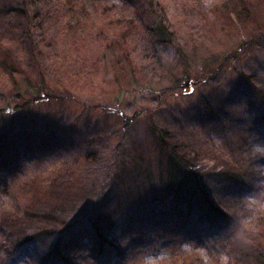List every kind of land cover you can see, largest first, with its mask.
I'll return each instance as SVG.
<instances>
[{"label":"rangeland","instance_id":"374dc122","mask_svg":"<svg viewBox=\"0 0 264 264\" xmlns=\"http://www.w3.org/2000/svg\"><path fill=\"white\" fill-rule=\"evenodd\" d=\"M250 1L252 18L238 19L240 11L229 7L230 0H155L179 46L200 66L195 72L207 79L205 85L197 83L194 75L182 82L185 68L176 51L153 46L142 3L31 0L28 20L12 18L7 24L0 20V45L11 48L29 74V80L19 74L13 78L0 68V264H38L55 237L24 246L18 242L21 235L75 219L58 206L53 182L75 180L69 190L73 196L79 187L97 186L107 168L101 157H112V152L127 157L133 166L141 163L154 171L164 150L157 134L163 131L170 148L196 159L193 163L202 169L215 168L221 164L218 158L239 152L235 144L243 140L246 154L260 158L252 165L255 174L246 177L248 181L253 177L252 189L237 196L218 192L216 201L228 218L217 229L208 228L202 241L188 239L170 249L151 242L163 234V227L134 220L142 198L131 199L120 187L102 208V228L107 240L124 252L96 262L95 253L82 246L67 251L69 260L73 264H254L252 255L264 251V136L256 95L264 88V41L243 50L237 60L231 58L239 45L264 34V0ZM28 23L31 44H26L24 34L20 39L9 33ZM30 45L37 48L36 58L28 51ZM234 66L243 76L235 74ZM41 91L42 100L33 102ZM213 95L215 99L209 98ZM209 101L224 105L227 113L209 114L205 108ZM213 153L218 160H212ZM131 171L123 180L137 188L132 194L136 198L142 182ZM146 195L144 191L142 197ZM29 210L48 212L42 216L52 215L54 221L12 227L11 220L27 219L24 213ZM136 238L151 243L135 247ZM16 244L20 245L14 256H5Z\"/></svg>","mask_w":264,"mask_h":264},{"label":"trees","instance_id":"16d2710c","mask_svg":"<svg viewBox=\"0 0 264 264\" xmlns=\"http://www.w3.org/2000/svg\"><path fill=\"white\" fill-rule=\"evenodd\" d=\"M30 1L31 0H17V2H19L17 4L18 6H14L12 3L8 4L6 0H0V20L5 22V24L12 18H17L18 21H21V19L28 20L29 14L27 6ZM131 1L142 3V5L145 6L144 10L147 11L149 32L151 33L153 46L170 48L176 51L181 64L185 68L182 75V82L185 83L186 80L190 81L194 75L195 78L197 77L195 80L197 83L201 85L202 83L204 84L203 81L207 79L198 78L199 73L195 72L200 70L198 69L200 66L196 65V63L188 57L187 53L183 51V48L179 46L174 32L167 24L164 10L158 6L155 0H130V2ZM230 6L240 11V13H236L238 19L252 18V3L250 0H230L229 7ZM225 8H227V4L222 9L224 10ZM25 26L22 30L18 31L14 29L13 32L10 31L9 33L16 37L19 35V38L21 37L20 35L23 37L24 34L26 44H31L33 41L31 26L29 23L26 27ZM7 31H9V29H7ZM260 41H264V34H260L239 45L231 58L237 60L239 53L243 50L253 49ZM28 48L29 53L36 58L38 52L37 48H31V45ZM0 68L10 77L14 78V74H19L20 77L29 80V74L24 72L19 58L14 55L12 49L1 45ZM233 69L235 74L240 77L243 76L242 73L238 72L235 66ZM42 80L43 77L41 76V81ZM135 83L139 84L138 81ZM42 84L43 82H41V86ZM42 95H44L43 91H41V96L35 95L36 97L32 101L36 102L39 98L42 100ZM256 95L261 110V119H259L262 129L261 135L264 136V88L262 87L258 90ZM209 98L215 99L214 95ZM214 105H212L210 101L206 103L205 108L209 110V114L213 112L218 113L219 110L225 112L224 105ZM1 113L5 112L1 111ZM155 132L158 133L156 129ZM166 134L167 133L164 131L157 134L163 143L164 150L161 152V160H158L154 171H147L141 163L133 166L130 162L126 161L127 157H125L126 160L121 159L118 154L115 155V152H112V157H101V162L106 163L107 168L103 175L97 173V175L104 176L97 186L90 188H80L77 186L79 187L77 190L79 193L73 196L75 193L69 190L72 188V185L75 184V182L74 184L71 182L75 180H56L53 182L57 184V190L59 192L58 196L60 202L58 206L63 213L73 216L75 219H72L68 223H66L67 221L61 222L59 225L48 230H39L38 233H32L29 236L21 235L19 238L20 241L18 242L24 246L28 244L34 245L37 243L36 241L43 240L44 237H55V244L49 251L45 254L43 253L38 264H73L72 260H69L70 255L67 251L70 248L78 249L82 248V246L87 247L89 251L95 253L96 262H104L109 258H113L116 254L118 255L124 252V249L116 247L115 245L113 246V243L107 240L106 232L102 228L105 222L104 210L102 208L106 205L107 199L112 198L120 187L126 188L125 195L129 198L137 200L142 198L139 200L137 207L139 213L136 217L138 218L135 217L134 220L142 221L143 219L153 226L161 225L163 227V234L161 236L155 235L151 242L154 240L160 247L166 245V247L171 249L181 247L189 241L188 239L195 242L202 241V239L207 236L208 228L212 230L217 229L220 224L228 218V214L216 201L218 192L232 191L234 196L240 195V192L241 194H247L248 190H251L253 187V182L251 181L253 177H250L248 181V175L249 173L255 174L252 170V165L255 161H259L260 158H258V156L253 157L246 154L248 151L247 143L242 142L243 140H239L240 143L235 144L239 152L233 153L231 157L222 156L224 158H218L216 157L217 153H213L212 160L215 161V159L218 158V162L221 163L218 165L220 167L216 166L211 169H202L193 163L196 161V157L193 158L195 159L194 161H191L188 156L181 154L175 147L170 148V144L166 140ZM199 158H201V156H199ZM91 160L96 161L95 158H91ZM98 160L100 161V158L97 159V161ZM131 170L139 174L137 177L142 182L141 187L143 189L140 190V193L139 191L137 192L138 196L136 198L135 196L133 197L132 194L134 191H137V188H133L129 184H124L123 180L126 174L132 172ZM116 179L121 182L117 183ZM77 182L80 183V180ZM236 190H239V192L236 193ZM144 191H146L147 195L142 197ZM74 197H79V201L76 202ZM128 197L127 199H129ZM214 198L217 203L214 201ZM42 206L43 205L39 206V208ZM43 213L47 214L48 212H30L29 210L28 214L24 213L27 219H20V221L16 218V222L11 220L12 222L10 224L12 227L17 228L18 226L15 225L17 223L20 225L22 222H31L33 224L39 222V220H44L49 223L54 221L52 215L42 216L44 215ZM29 218L30 220H28ZM129 218L130 215H128V219ZM60 225H62V228L58 231L57 228H60ZM176 229H180L183 232L176 231ZM151 242L147 239L142 240L136 238L132 241V244L138 247L146 246ZM20 244H16L15 248L8 250L5 256H14L15 250ZM67 245H69V247H67ZM251 260L254 264H264V251H258L257 254H253Z\"/></svg>","mask_w":264,"mask_h":264}]
</instances>
